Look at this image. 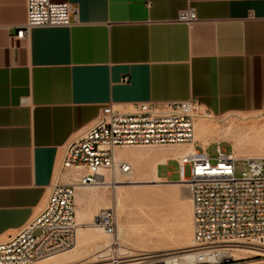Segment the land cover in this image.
<instances>
[{
	"label": "crops",
	"instance_id": "0c3cea01",
	"mask_svg": "<svg viewBox=\"0 0 264 264\" xmlns=\"http://www.w3.org/2000/svg\"><path fill=\"white\" fill-rule=\"evenodd\" d=\"M54 1L79 20L20 38L27 0H0V239L44 204L66 145L108 103L264 112V0Z\"/></svg>",
	"mask_w": 264,
	"mask_h": 264
},
{
	"label": "built area",
	"instance_id": "2783aa9c",
	"mask_svg": "<svg viewBox=\"0 0 264 264\" xmlns=\"http://www.w3.org/2000/svg\"><path fill=\"white\" fill-rule=\"evenodd\" d=\"M196 19L193 6L179 13L181 21ZM78 20L79 9L70 1L27 0V19L16 27V36L26 37L35 26L71 25ZM212 114L194 97L137 101L128 109L113 103L101 107L93 122L66 145L42 207L0 239V264H32L72 249L79 229L77 188L115 187L133 174V164L121 159L117 148L176 143L194 144L176 157L178 180L188 185L192 198V243L162 250L126 245L118 235L116 209L101 207L92 222L112 235L111 242L95 258L71 264H250L264 258V157H237L220 142L215 157L209 155L207 144L198 148L196 122ZM238 247L254 248L257 253L234 257Z\"/></svg>",
	"mask_w": 264,
	"mask_h": 264
},
{
	"label": "bare ground",
	"instance_id": "6f19581e",
	"mask_svg": "<svg viewBox=\"0 0 264 264\" xmlns=\"http://www.w3.org/2000/svg\"><path fill=\"white\" fill-rule=\"evenodd\" d=\"M229 129L231 130L229 126L218 128L216 126L210 125L205 120H199L196 122L195 138L196 140L201 141L203 144H207L209 139L217 138L218 136H220L219 135L221 134L220 132H224L227 130L229 131ZM244 137H241L240 132L235 135L236 140L233 145L234 154L237 157L254 156L253 154H251V152L249 153V151L257 150L258 152L259 151L258 149H261V146L264 144V138L260 141L259 140L255 141L253 140V138L249 139ZM193 147H194L193 143L190 144L176 143L170 145H161L159 147L156 145H151L145 151L136 150L138 151L136 155V163L138 166L139 173L137 175L132 174L127 180H119V183H117L111 195H109L105 190L86 189V187H91V186L78 187L76 192V216L79 222V229H78L77 242L75 246L72 248L71 251L67 250L50 255L32 264H71L74 260L78 259L80 256H82L83 259L89 257L95 258L96 252L101 250L107 244H109L111 242V239L107 237V235L109 234H107L106 237H104L103 236L104 231H102V229L99 226L95 225L94 223L93 224L91 222L88 223L87 218L89 216H92L91 213L93 212V210L101 207H111L112 205L115 206L116 208L121 207L125 219L128 220L130 224L128 230L134 234L136 233L140 234L139 240L142 241L143 245L146 244L148 245L150 243L154 244V248H141V249L162 250V249L178 248V247H183L182 244H186L188 242L190 243L187 245H190L193 240V232L191 226L190 228H188V231L181 233L178 236L174 235L171 237L170 234L168 236V234L166 235L164 233V231L167 232L166 228L165 230H163L164 228L162 229V225L158 221H154V222L146 221V218L149 216L148 211L142 205L137 206L138 204L134 203V201L138 197H141L142 194H145L146 198H148L149 197L148 193L152 190V189L150 190V188H145V187L138 188L137 186L135 187V185H140V184L148 185L153 183L154 181H168L172 184L179 182L185 183L181 180H169L167 177L160 176L158 173L159 164L166 163L170 157L176 158L180 156L182 153L190 149H193ZM133 150L134 149H132L131 151ZM247 151H248L247 155H241V152L246 153ZM117 154L120 157H124L129 160V157L125 152V150L121 148H117ZM131 163L133 162L131 161ZM130 186L133 187L130 188ZM146 200H149V198ZM128 201H131L133 205L132 207L127 209L126 204ZM118 235L120 236V232L118 233ZM172 244L173 245L181 244V246L179 245L177 247H171L170 245ZM254 253H257V251L254 248H249V247H238L233 250L234 257H247ZM249 263L262 264L264 263V258L253 259Z\"/></svg>",
	"mask_w": 264,
	"mask_h": 264
},
{
	"label": "rangeland",
	"instance_id": "374dc122",
	"mask_svg": "<svg viewBox=\"0 0 264 264\" xmlns=\"http://www.w3.org/2000/svg\"><path fill=\"white\" fill-rule=\"evenodd\" d=\"M199 120H205L210 125L216 126L218 128H222V127H226V126H229V128H231V130L229 129V131L227 130L224 132H220L221 134H219L220 136H218L217 138L209 139V141L207 143V151H208L209 155L212 157H215L217 155V148L216 147H217L218 142L221 143V146L226 151H231V150L234 151L233 145H234V142L236 140L235 135L239 132H240L241 137L246 136L244 138H249V139L253 138V140H255V141L256 140L260 141L264 138V112H262V111L229 112V113H225V114H221V115H217V114L213 113L212 116L200 118ZM226 134H228L229 137ZM223 135H226V136H223ZM248 136H250V137H248ZM150 146L151 145L140 144V145H135V146L134 145H125V146L119 147V148L125 150V152L127 153L128 157H129V161L131 159V161L133 162L132 164H135V165H133V167H134L133 175H137L139 173L138 166L136 163V155H137L138 151H136V150L145 151ZM156 146L159 147L161 145H156ZM197 147L202 148L203 146L200 143H197ZM132 149H134V150L131 151ZM258 150H259L258 152H257V150H255V151H249V153L251 152V154H253L254 156L264 157V154H263L264 144L261 146V149H258ZM247 153H248V151L246 153L241 152V155H247ZM120 158L121 159H127L124 157H120ZM213 161H215V159H213ZM178 166H179V164H178L177 158L170 157L166 163H160L159 164V175L162 177H167L169 180H178V178H179ZM187 172H188V170H187ZM169 173H171L170 176H169ZM149 177H152V176H149ZM122 180H127V179H122ZM136 186L138 188L145 187V188H150V190L152 189L148 193L149 200H146L148 198H146L145 194H142L141 197L137 198L138 200L136 199L134 201V203L138 204L137 206L142 205L148 211L149 216L146 218L147 222L158 221L162 225V229L164 228L163 230H165V228H166L167 232L164 231V233L166 235L168 234V236L170 234L171 237L174 235L178 236L179 234L188 231V228H190V226H191V229L193 232V224H192L193 205H192V198H191L190 190H189V187L187 184L182 183V182L172 184L168 181H154L153 183L148 184V185H146V184L141 185L140 184V185H135V187ZM98 187H100V188H98ZM131 187H133V186H130V188ZM127 188H129V187H127ZM86 189L87 190H97V189L105 190V191H107V193L109 195H111L113 193L115 187L101 185V186L86 187ZM143 201H145V202H143ZM42 205L37 209V211L42 207ZM132 205H133V203L131 201H128L126 204V208L127 209L130 208V207H132ZM112 207H114L117 211L116 213H117V221H118V229H119V230L117 229V231H118V233L120 232V239L124 244L130 245V246L135 247V248H154L153 243H150L148 245L147 244L143 245L142 241L139 240L140 234H138V233L134 234L128 230L130 224H129V221L125 219V216L123 214V211L121 210V207L116 208L113 205H112ZM98 209L93 210L92 213L94 214ZM150 212H151V214H150ZM92 213H91V215L93 216ZM92 216H89L87 218L88 223L91 222L93 224ZM119 224H120V226H119ZM120 227H122V228H120ZM120 230H123L124 233H123V231H120ZM102 231H104V230L102 229ZM121 232H122V234H121ZM105 233L106 232L104 231L103 232L104 237H106V235L108 234V233H106V234ZM107 237L112 239V235H110V234L107 235ZM189 243L190 242H188L186 244H182V246H186ZM174 245L172 244L170 246L171 247H177L179 245L181 246V244H176L175 246ZM71 250L72 249H70V251ZM89 258L93 259V257H89ZM89 258L83 259L82 256H80L78 259L74 260L73 262L80 261L82 259L88 260ZM262 264H264V263H262Z\"/></svg>",
	"mask_w": 264,
	"mask_h": 264
}]
</instances>
